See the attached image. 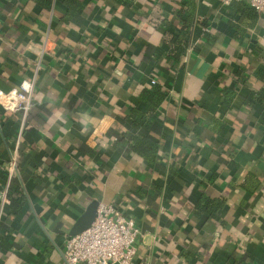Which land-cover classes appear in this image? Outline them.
Returning a JSON list of instances; mask_svg holds the SVG:
<instances>
[{"label": "crops", "instance_id": "0c3cea01", "mask_svg": "<svg viewBox=\"0 0 264 264\" xmlns=\"http://www.w3.org/2000/svg\"><path fill=\"white\" fill-rule=\"evenodd\" d=\"M187 1L216 39L174 64ZM80 2L63 24V0H0V89L19 85L46 38L48 48L27 115L0 108V192L16 157L0 264H65V240L92 201L134 219L137 264H264V13L236 35L232 2ZM151 86L164 98L150 125L126 122L132 109L150 112ZM129 134L159 145L156 163L130 149ZM247 173L260 183L253 193L241 186ZM203 196L222 206L205 211Z\"/></svg>", "mask_w": 264, "mask_h": 264}, {"label": "built area", "instance_id": "2783aa9c", "mask_svg": "<svg viewBox=\"0 0 264 264\" xmlns=\"http://www.w3.org/2000/svg\"><path fill=\"white\" fill-rule=\"evenodd\" d=\"M229 5L235 0H220ZM257 12L264 13V0H245ZM47 38L44 40L30 79L22 80L17 87L8 91L0 89V108L5 112L27 111L35 89L38 73L41 70L43 54L46 52ZM154 82V81H152ZM9 176L0 192V212L8 204V187L11 173L16 169V157L11 155ZM2 210V211H1ZM141 236L140 228L134 219L126 216L116 205L98 202L96 217L88 228L68 236L64 243L62 256L65 264H137L134 261L136 243Z\"/></svg>", "mask_w": 264, "mask_h": 264}, {"label": "trees", "instance_id": "16d2710c", "mask_svg": "<svg viewBox=\"0 0 264 264\" xmlns=\"http://www.w3.org/2000/svg\"><path fill=\"white\" fill-rule=\"evenodd\" d=\"M63 4L66 6V12L62 16V22L63 24H67L71 19L77 16L75 14L76 8L82 7V3L80 0H63ZM232 6H234L239 12V18L235 26L237 30L236 35H240L243 32V30H241V24L245 20L246 23H248L247 21H251V23H248L249 27H251L256 21L257 14L253 8L248 7V5L242 0L238 2L232 1ZM45 7L50 8V3L48 4V2H46ZM194 8V3L192 1H187L182 4L180 9L176 12V18L179 19L180 25L177 27L174 39L170 44L168 54L170 63H181L188 47L193 46L198 49L196 42L203 39L204 43L213 44L216 39V35L213 32L214 30L208 27L204 20L193 23ZM185 14L186 16H184ZM193 43L195 44L193 45ZM34 68L35 65L32 66L30 64L22 80L30 79ZM234 93L235 92L230 89L224 91V104L226 106L229 105V101L231 99L230 97H232ZM142 95V99L146 98L149 102L150 112L145 114L137 109H132L128 114H126L125 121L149 126L150 123H148L147 118L151 116L153 109L161 103L164 98V94L159 87L151 86L150 88L145 89ZM126 139L132 142L130 144V149L132 151L136 152L152 164L156 163V155L159 150V145L156 142L147 137H139L130 134L126 135ZM253 178L254 177L251 173H247L244 183L241 184V186L250 193L255 192L260 184L257 178L256 180H253ZM200 201L204 203V205L202 204V207L205 211L209 210L215 212L222 206V201L218 198H208L203 196Z\"/></svg>", "mask_w": 264, "mask_h": 264}, {"label": "water", "instance_id": "95a60500", "mask_svg": "<svg viewBox=\"0 0 264 264\" xmlns=\"http://www.w3.org/2000/svg\"><path fill=\"white\" fill-rule=\"evenodd\" d=\"M97 205H98V201H92L87 206L85 211L80 215V217L74 223L69 233V236L76 235L90 226V224L94 221L96 217Z\"/></svg>", "mask_w": 264, "mask_h": 264}]
</instances>
